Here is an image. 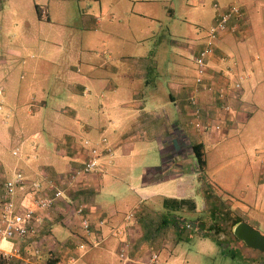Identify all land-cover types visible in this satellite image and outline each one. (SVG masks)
<instances>
[{
	"label": "crops",
	"instance_id": "0c3cea01",
	"mask_svg": "<svg viewBox=\"0 0 264 264\" xmlns=\"http://www.w3.org/2000/svg\"><path fill=\"white\" fill-rule=\"evenodd\" d=\"M3 1L0 0V5ZM143 1L145 5L155 3L141 9L133 6L126 9L134 15L129 20L161 19L159 1ZM215 2L212 1V6ZM245 2L241 4L247 22L245 29L238 34H221L207 60L202 85L196 84L194 58L205 44L215 9L208 30L198 37V43L181 47L185 49L184 54L179 46L173 42L169 45V41L162 38L145 42L142 39H146V35L139 39L128 36L112 49L111 40H107L102 51L88 48L87 44L82 47L80 43L75 48L77 55H69L70 59L77 60V65L69 66L72 70L67 73L64 85L66 103H51L50 109H47V101L30 89L24 99V89L12 83L18 70L9 66L5 89L0 85L3 94L7 89L9 93L2 98V122L8 124L5 130H0V139L4 143H19L21 150L16 156L20 160L23 157L21 163H15L10 169V177L17 170L23 173L29 167L31 177L24 175L26 179L53 181L64 194L50 211L36 242H0L4 250L14 246L21 248L20 257L2 259L0 264H21V258L26 256L37 263L47 264L48 259L53 258L56 259L54 264H67L78 243L75 232L79 229V216L75 209L80 205L93 222L104 220L99 230L100 241L94 245L89 243L83 249L81 264H106L114 255L121 264H149L153 253L159 257L162 253L164 261L174 256L171 261L174 264L178 258L175 245L187 239L186 231L192 229L199 235H212L221 248L224 244L230 246L232 252L242 255L251 264H264V251L248 247L244 242L243 249L232 240L221 241L227 236L226 223L232 228L245 221L258 230L261 219L264 220V192L258 194V190L264 188V30L262 24L251 19L257 11L255 2L264 6V1ZM35 7L38 18L46 15L55 26L51 28L53 35L48 37L47 32L43 37H32V33L22 32L18 47L7 48V53L17 61L23 52L37 50L39 60L30 63L37 72L41 60L56 64L60 45L72 42L67 30H71L75 21H67L66 11L61 6L53 14L42 12L38 4ZM163 10L172 15L171 8L163 6ZM102 12L101 9L98 17L82 15L81 32L96 30L103 24ZM46 40L54 47L47 48L52 53L45 58L42 53L46 51ZM143 43H147L148 49L143 46L144 50L139 53L141 47L126 51L128 45ZM166 52H172L173 57L165 60ZM33 55L30 53L29 58H34ZM41 64L45 69L49 66L45 62ZM169 69L171 76L166 74ZM26 75L22 71L20 76ZM237 83L239 88H236ZM26 84L30 88L33 82L29 78ZM197 87L199 90L195 92ZM220 88L225 92L223 98L217 95ZM190 97L196 99L200 108L198 118L194 116L195 106L190 103ZM70 101L77 103L68 104ZM11 117L14 121L11 119L10 125L16 128L9 127ZM26 117L30 118V123ZM196 122L200 123L198 127ZM102 137H107L112 148L110 156L100 157L103 168L85 175L81 185H65L68 174L88 156L82 142L88 139L95 144ZM228 138L227 143L236 140L240 144L239 153L229 155L236 161L243 157L240 167H247L253 176L257 174L258 182L249 188L237 184L236 179L229 182L222 179L220 169L225 163L230 168L234 163V160L224 162L222 158L228 151L218 147L219 142ZM194 144L202 145L201 165L193 151ZM5 171L0 163V195ZM35 172L42 178L36 179ZM41 173L45 174L44 178ZM196 187H200L197 195L193 194ZM131 211L135 215L128 221L126 215ZM34 246L39 248L38 255L34 254ZM124 246L125 256L120 258L119 252Z\"/></svg>",
	"mask_w": 264,
	"mask_h": 264
},
{
	"label": "rangeland",
	"instance_id": "374dc122",
	"mask_svg": "<svg viewBox=\"0 0 264 264\" xmlns=\"http://www.w3.org/2000/svg\"><path fill=\"white\" fill-rule=\"evenodd\" d=\"M157 6L159 7L161 19L150 22L149 20H144L140 18H135V21L129 20L134 15L127 11L126 9H130L132 6L135 8H144L146 5H153L155 1L151 3L142 4L143 0H4L2 5H0V85H2L5 89V85H7V72L9 70V66H13L14 70H18L17 76L12 83L17 85L18 88L24 89V99L27 97V93L30 90L35 91L38 96L44 98L47 101V109H50V106L54 104L62 105V103H66L64 100L65 96V80L67 78V73L72 69L69 67L70 65L76 66L77 60H72L69 58V55H77L75 48L80 43H83L82 47L86 45L88 48L96 49L98 51H102L104 48V43L107 40H111V44L109 47L117 46V43H120L122 40H127L128 36L133 39L134 37L138 38L140 36L146 35L148 36L145 42H154L155 40H159L160 38L169 41V45L173 42L176 46L180 47V51L183 52L185 49L181 47H192L198 43V37H202L205 31L208 30L209 22L213 16L214 9L212 6L213 0H205L203 3L198 0H163ZM219 4H225L234 0H215ZM240 5L246 3L245 0H236ZM264 1V0H263ZM38 4L41 7L42 12L45 13V10L50 14H53L58 6H61L62 9L66 11L67 21H75L73 26H71V30H67L68 33H71L69 37H71L72 42H67V44H61L59 50L56 52V64L55 62H47V60H41L40 65L37 69L32 70L31 61H38V52L37 50H27L23 52L20 57L15 59L10 57L9 53H7V48L18 47V40L20 34L23 32L32 33L33 36L43 37L42 34L50 33L48 37L53 35L51 28H55L49 20L46 18V15H43V19L38 18L37 11L35 5ZM49 5V6H48ZM163 6L167 9H172V15H170L167 11L163 10ZM223 6V5H222ZM256 6V7H255ZM254 8L257 10V19L256 14L255 17L251 19L257 20L259 24L263 25L264 30V6L261 3L255 2ZM102 9V17L104 18V23H100L96 30L91 29H83V33L81 32L83 27L82 15L85 13L88 15H96L97 17L101 14ZM126 11V12H125ZM113 20V21H112ZM120 20V24L118 21ZM125 33V38L124 37ZM197 33V34H196ZM200 34V35H198ZM39 39V38H38ZM93 39L92 42L89 43V40ZM121 41V42H122ZM45 49L46 51L42 53L45 55L51 54L52 52L47 50L48 47H54L53 44L45 41ZM98 42V43H96ZM39 43V42H38ZM100 43V44H99ZM221 45V41L219 42ZM143 46L148 49L147 43L139 44V45H128L129 49L127 52H132L133 48L139 49V52L144 50ZM175 46V45H174ZM151 48V47H150ZM177 50L179 53L180 51ZM30 53H33L34 58H29ZM91 53V52H87ZM54 54V53H53ZM165 60L173 57L172 52L164 53ZM25 59V62H21ZM181 60L184 58L180 57ZM161 61L164 59H160ZM48 63L49 66L45 69L41 63ZM167 63L170 66L169 62ZM21 64L20 66H18ZM26 72V76L21 77V72ZM170 69L166 72L168 76L172 75V72L169 74ZM12 74H14L12 72ZM31 79L33 82L32 87L28 88L26 84L28 79ZM8 93V89L5 94ZM6 98V97H5ZM52 103V104H51ZM77 102L70 101L68 104L75 105ZM4 108V104H2V109ZM264 112V110H262ZM24 115V112L22 113ZM85 119H87V116ZM4 117V112L0 111V130H5L8 123H3L2 118ZM80 117V116H79ZM27 121H30L29 117H26ZM81 118V117H80ZM14 118L9 119V127L16 128L10 125ZM20 121V119H19ZM34 121V120H32ZM27 122V123H28ZM31 122V121H30ZM29 122V123H30ZM35 123L41 121H34ZM31 125V124H30ZM264 127V125H263ZM30 128V127H29ZM46 137V136H45ZM107 138V137H106ZM232 138V137H230ZM222 141L218 143V147L221 149H225L228 151V154L224 156V162L226 160H234L231 168L228 164H224V166L220 169L222 171V179L225 182H229L230 179H236V183L242 185L246 188L253 186V184L257 183L258 180L255 176L252 175L251 171H248L247 167L243 168V165L240 167L243 161V157H238L237 161L235 158L230 156L229 153H239L240 144L239 141ZM89 141L88 145L84 144V141ZM82 142V146L86 147L87 150L91 146H98L102 148L103 144L101 142H97L93 144L94 141L85 139ZM108 140V139H107ZM6 142V141H5ZM109 143V142H108ZM245 143V141H243ZM79 144L80 141H79ZM230 146L227 148V145ZM21 150L20 144L13 141H8L4 143V140L0 139V163L3 166L5 171L6 178L10 177V169L12 170V166L18 164V162L23 160L21 156V160L13 151ZM37 151L36 153H38ZM31 156V155H30ZM223 156V155H222ZM221 156V157H222ZM29 157V156H28ZM31 158V157H29ZM126 162V160H125ZM127 164V163H126ZM127 166V165H125ZM9 169V170H8ZM211 169V168H210ZM236 169V170H234ZM28 169L25 168L23 174L27 177H31ZM226 171V172H224ZM34 175V174H32ZM35 178L40 179L38 172H35ZM42 178V177H41ZM1 187V184H0ZM238 188V187H237ZM188 191V188H185ZM200 189L195 188L193 194L197 195V191ZM258 194H262L264 192V188L258 190ZM194 219V217H192ZM261 227H258L260 232L264 233V220L261 219ZM223 222V221H222ZM224 224V223H223ZM229 223L225 225L226 237L221 238L222 242L224 240L233 241V244L241 246L243 249L245 245L242 241L236 240L232 233V228L228 227ZM189 233L187 239H181L179 244L175 245V251L178 254V258L174 260V264H251L248 259L242 257V255L232 252V248L228 245H224L225 247L221 248L216 239L208 234V235H199L195 230L186 231ZM190 237V238H189ZM166 254V253H165ZM173 257L170 259H166L164 261L163 254L160 253V259L166 264H173L171 261ZM85 261V258H84ZM106 264H121L117 255H114L110 258L109 262Z\"/></svg>",
	"mask_w": 264,
	"mask_h": 264
},
{
	"label": "built area",
	"instance_id": "2783aa9c",
	"mask_svg": "<svg viewBox=\"0 0 264 264\" xmlns=\"http://www.w3.org/2000/svg\"><path fill=\"white\" fill-rule=\"evenodd\" d=\"M213 6L216 11L214 21L207 32L205 44L194 58L197 68V85L204 84L207 60L214 52L216 41L221 34H238L247 25L242 7L236 0L226 6L215 2ZM222 59L225 58L222 57ZM236 88H239L238 83ZM198 90V87L194 89L195 92ZM217 95L219 98H223L225 96L224 90L220 88ZM2 96L3 89L0 86V109L3 103ZM189 100L195 106L194 116L198 118L200 116V108L196 105V99L190 97ZM199 125L200 123H195L196 127ZM99 142L103 144L102 148L91 146L87 150L88 156L84 162L68 174L65 185L69 187L81 185L85 175L98 172L103 168L100 157L103 154L110 156L112 148L106 137H102ZM84 144L88 145L89 141L85 140ZM13 154L18 155L19 150H14ZM107 162L109 163L110 160ZM41 174H43L44 178L45 174ZM26 178L21 171L17 170L10 178L5 179L3 183V192L0 195V242L3 240H16L24 243L36 242V238L41 232L50 211L64 194L61 189L56 187L53 181L47 180V183H43L40 180ZM75 211L79 216V229L75 232L78 243L75 247V253L68 257L67 264H81L83 249L89 243L94 245L100 241L99 230L104 224L103 219L93 222L83 205L78 206ZM134 215L135 212L131 211L126 215V219L129 221L133 219ZM188 226L189 224L186 225V227ZM91 235L94 236V239H90ZM122 248V251L119 252L120 258L125 256L126 246ZM20 249L17 246L12 247L10 250H4L0 247V261L2 259L11 260L14 257H20ZM33 251L35 255H38L39 248L34 246ZM21 260V264H46L37 263L29 256L22 257ZM149 264H161L157 253L151 254Z\"/></svg>",
	"mask_w": 264,
	"mask_h": 264
},
{
	"label": "water",
	"instance_id": "95a60500",
	"mask_svg": "<svg viewBox=\"0 0 264 264\" xmlns=\"http://www.w3.org/2000/svg\"><path fill=\"white\" fill-rule=\"evenodd\" d=\"M234 236L248 247L264 251V235L251 227L247 222L240 221L233 227Z\"/></svg>",
	"mask_w": 264,
	"mask_h": 264
},
{
	"label": "trees",
	"instance_id": "16d2710c",
	"mask_svg": "<svg viewBox=\"0 0 264 264\" xmlns=\"http://www.w3.org/2000/svg\"><path fill=\"white\" fill-rule=\"evenodd\" d=\"M192 148H193V151L195 153V156L197 158L198 163L201 165L203 163V161H202V151H201L202 145L201 144H194L192 146ZM182 202L183 203H187V200H183ZM190 205H192V203ZM236 222H238V221L236 220L233 223L235 224ZM204 235H208V234L204 233ZM55 262H56V259L50 258V259H48V263L47 264H54Z\"/></svg>",
	"mask_w": 264,
	"mask_h": 264
}]
</instances>
